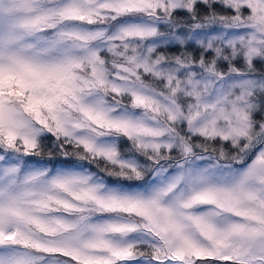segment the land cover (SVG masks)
<instances>
[{
  "label": "snow or ice",
  "instance_id": "snow-or-ice-1",
  "mask_svg": "<svg viewBox=\"0 0 264 264\" xmlns=\"http://www.w3.org/2000/svg\"><path fill=\"white\" fill-rule=\"evenodd\" d=\"M0 264H264V0H0Z\"/></svg>",
  "mask_w": 264,
  "mask_h": 264
}]
</instances>
